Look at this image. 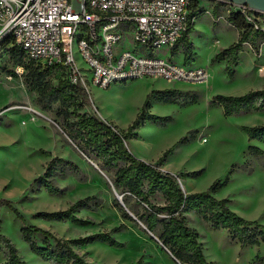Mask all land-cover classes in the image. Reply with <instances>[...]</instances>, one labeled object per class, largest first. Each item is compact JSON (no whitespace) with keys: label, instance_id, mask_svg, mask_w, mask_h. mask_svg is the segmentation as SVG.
I'll return each mask as SVG.
<instances>
[{"label":"rangeland","instance_id":"rangeland-1","mask_svg":"<svg viewBox=\"0 0 264 264\" xmlns=\"http://www.w3.org/2000/svg\"><path fill=\"white\" fill-rule=\"evenodd\" d=\"M199 3L203 13L189 36L196 45L191 66L207 71L209 78L205 84H170L161 79L127 80L113 83L108 88L88 84L86 92L90 103L82 112L124 130L134 120L148 94L172 91L176 97L173 103L158 102L154 96L150 97L147 112L169 119L163 123H144L137 130V138L128 140L130 153L144 162L156 163L172 175L197 172L194 176L176 177L184 193L189 190L203 192L214 181L228 177V184L215 193L216 198L228 199L230 210L246 220L264 225V158L252 156L247 149L256 146L264 151V144L249 141L241 129L264 125V111L224 117L221 108L213 103L216 95L240 96L264 89V73L257 71L264 63V57L258 58V48L264 38L259 35L255 41L249 38L247 44L252 52L248 47H242L238 65L231 68L234 76L230 79L225 62L211 61L216 41L222 49L236 41L234 31L216 27L228 14L211 0H199ZM207 15L213 18L212 22ZM260 18L262 28L264 15ZM10 47L7 41L0 40V199L9 200L21 214L22 221L8 208L0 207V234L10 240L25 264H50L38 258L23 241L20 234L23 223L65 240L110 233L123 223L126 229L111 234L121 244L120 248L93 242L73 249L84 260L98 264H135L138 261L140 264H177L139 222L122 218L112 207L114 198L120 203V196L107 177L68 144L54 111H43L37 105L36 92L29 91L24 83L26 70L13 66L10 61ZM167 58L183 64L180 54L167 53ZM78 62L86 68L84 63ZM58 75L55 72L51 77L53 83ZM181 138L187 141L178 143ZM171 147H174L172 152L160 161ZM54 157L73 162L84 179L79 181L73 176L63 178L54 174L52 184L60 192L50 195L34 179L43 176L48 161ZM89 196L98 198L101 203L96 208L82 209L75 214L87 222L84 226L37 217L39 212L65 210ZM152 202L162 204L159 197L153 198ZM186 224L198 233V241L209 264H264V243L241 248L226 230H213L195 214L187 216ZM36 239L39 242L41 237L36 236ZM6 255L7 250L0 245V264L5 263Z\"/></svg>","mask_w":264,"mask_h":264},{"label":"trees","instance_id":"trees-1","mask_svg":"<svg viewBox=\"0 0 264 264\" xmlns=\"http://www.w3.org/2000/svg\"><path fill=\"white\" fill-rule=\"evenodd\" d=\"M202 13L200 3L196 0L189 15V30L172 49V55L177 54L178 49L181 50L183 61L187 65L192 64L195 56L189 34L193 30L194 19ZM226 21L237 31V39L227 48L217 52L211 61L225 62L227 76L232 79L234 74L231 68L238 65L243 45L249 41V38L253 41L258 35L264 38V31L254 30L239 13L228 14ZM2 40L11 45V38ZM8 54L13 66H20L26 70L24 83L29 91L36 92L37 105L43 111H54L56 118L59 119L57 124L68 144L83 158L92 162L98 171L107 177L120 196V203L114 198L112 207L117 209L122 218L139 222L147 233L157 239L161 248L169 253L177 264H209L198 241V233L186 224L188 213H194L209 223L213 230H226L241 248L264 243V225L240 217L230 210L228 199H217L213 196L228 184V177L222 181H214L203 192L184 193L176 177L194 176L197 172L172 175L162 171L156 163H147L135 158L128 150V140L137 138V130L144 123L168 121V117H159L147 112L146 107L150 106L148 101L151 96H154L158 102H175L176 97L172 91H152L146 96L142 108L131 124L126 129L120 130L110 122L101 121L89 113L82 112L90 103L88 94L67 81L61 65L44 66L33 62L25 63L23 51L14 45L8 49ZM55 72L59 75L56 83H53L51 77ZM213 100V103L221 108L224 117L264 111V89L249 91L240 96L216 95ZM241 129L249 141L256 140L264 144V125L243 126ZM186 141V138H181L178 143ZM173 148L166 150L163 158L159 160L163 161ZM247 149L252 156L264 158V151L260 148L248 146ZM54 174L63 178L73 176L79 181L84 179L83 173L73 162L57 157L51 158L43 176L34 179L50 195H57L60 192V189L52 184ZM155 197L162 200L161 205L152 202ZM100 203L98 198L89 196L77 200L65 210L39 212L37 217L46 221H67L84 226L87 222L75 214L82 209L96 208ZM0 207L8 208L22 221L21 214L9 200L0 199ZM124 229L126 225L121 223L110 233L65 240L37 226L23 223L20 234L29 249L38 258L50 264H98L84 260L73 247L101 242L113 248H120L121 244L111 234ZM36 236L41 237L39 242ZM0 245L7 250L4 264H25L10 240L2 234H0ZM135 264H140V261Z\"/></svg>","mask_w":264,"mask_h":264},{"label":"built area","instance_id":"built-area-1","mask_svg":"<svg viewBox=\"0 0 264 264\" xmlns=\"http://www.w3.org/2000/svg\"><path fill=\"white\" fill-rule=\"evenodd\" d=\"M195 1L0 0V40L11 38L27 62L61 65L67 81L85 91L88 84L108 88L136 79L205 84L204 68L167 58L189 30ZM211 1L261 29L264 14L246 5Z\"/></svg>","mask_w":264,"mask_h":264},{"label":"crops","instance_id":"crops-1","mask_svg":"<svg viewBox=\"0 0 264 264\" xmlns=\"http://www.w3.org/2000/svg\"><path fill=\"white\" fill-rule=\"evenodd\" d=\"M214 5H216L215 3H213ZM217 6V5H216ZM218 8H224V7H220V6H217ZM203 15H206V14H203ZM208 16V15H207ZM210 19V21L212 22V20H213V18H211L210 16H208ZM198 19H199V17H198ZM197 18L196 19H194V21H193V27H194V25H195V23L197 22V20H198ZM218 29L219 28H222L223 30H225V31H234V33H235V38L237 39V36H238V33H237V31L230 25V24H228V22L226 21V20H219V22H218V24H217V26H216ZM213 29V32H215L216 30L214 29V28H212ZM193 30H194V28H193ZM193 30L190 32V34H189V36L191 37V35H192V32H193ZM261 30L262 31H264V26H262V28H261ZM257 38V37H256ZM256 38H255V40H256ZM254 40V41H255ZM190 42L193 44V46H194V48H196V45H195V42L192 40V38L190 39ZM216 42H218V41H216ZM214 43V46L216 47V50L213 52V54L211 55V57L213 58V56L217 53V52H219L222 48L221 47H219V42L218 43ZM226 45H224L223 47H225ZM244 47H248V49H249V51H251V49H250V46L246 43V44H244L243 45V48ZM252 52V51H251ZM258 52H259V57L258 58H260L261 59V57H264V42H261L260 43V46H259V48H258ZM194 53H195V50H194ZM177 54H180V56L183 58V55H182V52H181V50H179V52H177ZM195 56H196V53H195ZM195 56H194V59H195ZM239 63V62H238ZM260 67H261V65H260ZM258 72L260 71V68L257 70ZM208 78H209V75H208ZM208 80V79H207ZM127 147H128V145H127ZM147 163H151V162H147ZM153 163V162H152ZM160 169L162 170V171H165L164 169H163V167H160ZM166 172V171H165ZM173 174V173H172ZM188 193H192V190H189V191H187ZM215 198L217 197L215 194L213 195ZM189 214H194V213H188L187 214V216L189 215Z\"/></svg>","mask_w":264,"mask_h":264},{"label":"water","instance_id":"water-1","mask_svg":"<svg viewBox=\"0 0 264 264\" xmlns=\"http://www.w3.org/2000/svg\"><path fill=\"white\" fill-rule=\"evenodd\" d=\"M216 1H220L222 3H231L236 5H246L254 13L264 14V0H216ZM155 240L157 241V239Z\"/></svg>","mask_w":264,"mask_h":264}]
</instances>
